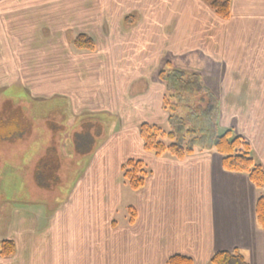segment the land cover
I'll list each match as a JSON object with an SVG mask.
<instances>
[{
	"label": "crops",
	"instance_id": "crops-1",
	"mask_svg": "<svg viewBox=\"0 0 264 264\" xmlns=\"http://www.w3.org/2000/svg\"><path fill=\"white\" fill-rule=\"evenodd\" d=\"M86 1L92 11L77 6V11H74L78 18L77 28L86 27L81 23V17L89 15V21L93 25L91 32L96 34L98 40H105L106 37L108 39L106 34L108 32L110 34L114 28L121 30L128 25L132 28L129 31L132 46L134 43L142 44L145 50L150 46L154 53L152 61L146 60L150 54L140 57L144 59L142 65L146 63L147 66L143 68L146 70L145 74L147 73L145 75L143 70L145 76L137 72L138 70L131 72L129 70L125 71L126 78L123 79L120 70L117 69L118 66L109 62L104 65L100 60L87 59L86 62L96 66L94 69L84 71L91 76L89 80L101 78L102 74L111 75L112 78L109 76L111 82H115L117 86L118 83H129L143 76L146 92L148 82H151L156 92L161 85L162 94L158 105L155 106L157 110L150 109L147 115L143 113L145 119L137 121L133 113L126 108L125 111L122 108H119L120 111L117 109V105L128 100L124 94L132 93L131 97H134L136 96L134 91L130 90L128 84L119 91L111 85L108 97L116 104L118 113H125L124 121H129L133 136L137 135V140H140L139 152L127 159L143 161L148 170L144 185L138 190L130 189L126 193V206L132 207L135 211L134 221L129 223L127 218L119 224L112 219L102 226L94 225L88 230L90 236H93L92 250L63 253L62 248L61 252L55 251L50 264H165L166 260L175 254L190 257L194 264H208L214 252L234 249L239 250L249 264H264V231L257 225L254 215L255 201L264 195V190L255 187L246 174L223 169L221 156L212 150L197 151L182 160H177L170 155L156 156L145 151L139 137L140 124L147 121L162 126L167 123L169 115L161 106L167 87L158 75V66L167 62L164 53L182 58L189 53L197 54L200 50L199 42L217 34L220 36L212 39L220 41V48L224 41L233 45L240 43L237 58H220L223 60L221 62H225L226 69H232L231 73L236 74V80H232L236 84V89L225 86L222 96L238 98L235 132L249 141L255 162L264 170V0H230V17L225 20L228 21L227 25L220 26L214 25L215 21L221 22V19L209 8L205 0H158L156 20L152 19L155 13L141 11L142 3L132 6L131 9H135L136 13L133 15L130 11L129 13L120 11V0ZM59 2L63 3L65 0H0V120L4 123L5 119L13 118L14 123H20L15 126V130L24 129L21 128L23 124L25 130H34L37 118L32 114L33 107L36 110L42 104L51 106L52 101L56 99L65 102L62 103L64 109L65 105L68 107L67 110L72 107L70 113H78L74 108L75 101L71 97L73 94L72 98H78L80 93L65 94L55 86L61 79H65V72L70 75L73 69L65 68V64L60 66L51 62L48 64L50 67L47 73L39 74L32 67L43 65L41 60L39 61L38 53L41 58L44 54L49 56L47 51L60 43L59 41L55 43V39H59L55 34L60 32L59 26L58 30L55 28L53 19L64 18L65 11L67 17L73 15L69 12V4L65 8L62 4H56ZM138 13L144 17L141 23ZM124 16H132V21L125 22ZM151 22L154 23L150 25ZM61 26L65 27L62 21ZM17 34L22 35L19 37ZM249 34L257 35V40L245 43L241 35L246 37ZM17 40L24 41V44L20 43L14 50V43ZM23 50L33 51L36 59V62L27 69L21 68L25 64L20 59L25 53L20 54ZM209 61L214 63L213 60ZM48 76L49 79L45 80L44 77ZM54 76L57 78L54 79ZM223 78L232 79L230 75H224ZM22 107H26L27 110H23ZM80 111L83 112L82 109ZM117 112L114 110V113ZM144 112L146 114V111ZM150 115V118H146ZM122 118V115L118 116V120ZM45 124L47 129H54L52 124ZM92 129L93 127L89 132L87 129L75 135L76 147L91 144L89 140H94L95 135ZM117 136L126 137L122 133ZM26 137L28 136L18 134L17 137L0 139V145L9 144L16 148L19 141H22V144L28 143L29 137ZM48 139L53 143L55 138ZM45 153L55 151L46 149ZM4 155L0 154V194H16L21 189V169L17 166L19 163L14 156L9 154L11 156L6 161ZM3 161H6V165L2 164ZM11 163L13 165H10ZM122 164L121 161L120 168ZM55 167L59 168L60 163L55 161V165H50L46 169L52 170ZM5 168H8L7 173H3ZM38 177L41 175L37 165L33 179L39 182ZM88 178L91 176L89 172H85L76 201L80 202V198L83 200L85 195L82 193L83 190L86 188L89 190L91 187L92 182L87 181ZM9 202L12 203L11 209H18L14 198ZM11 220L13 224L16 221L17 225L26 223L34 229L35 226L45 229L44 231L35 229L38 235L55 226L54 233L62 234L61 239L63 235L65 236L64 219L48 220L46 224L39 223L37 218ZM22 235L25 237L31 235L32 238V231L18 228L16 238L8 237L16 243V251L10 258L0 257V264H40L37 259L31 261L23 257ZM34 241L36 243V240ZM34 245L32 243L30 248Z\"/></svg>",
	"mask_w": 264,
	"mask_h": 264
},
{
	"label": "rangeland",
	"instance_id": "rangeland-1",
	"mask_svg": "<svg viewBox=\"0 0 264 264\" xmlns=\"http://www.w3.org/2000/svg\"><path fill=\"white\" fill-rule=\"evenodd\" d=\"M56 4H62L65 8L69 4V12L73 15L67 17V12L65 11L64 18L53 19L55 28L57 29V26H59L58 32H60L55 34L59 37L58 40L55 39V43L57 41L60 43L47 51L49 56L44 54V57L47 56V58H41L38 53L39 61L41 60L43 65L40 67L32 65V67L39 74H46L47 70H49L48 67H50L48 64H51V62H55L60 66L65 64V68L73 69L70 75L65 72V79H61L55 86L65 92V94L71 92L80 93L78 98H72L73 94L71 93V99L75 101L74 108L78 113H70L72 107L67 110L68 107L66 105L64 109L62 103L65 102L61 100H53L51 106L42 104L41 107L38 106V109L43 108L46 113L43 114L42 120L35 119L33 134L28 136L27 144H22L23 142L19 141L16 148L9 144L0 145V154H5L3 157L6 161L11 155L14 156L19 163L16 165L21 169V189L16 194H0V241L12 240L8 238L11 236L16 238L18 228L29 229V231H32V238H30L31 235L28 237L22 235L21 251L23 252V257L25 256L31 261L37 259L40 264H50L55 251L61 252L63 250L62 252L65 253L66 251L81 252L83 250H92L94 242L93 236L88 233L90 228H93L94 225L102 226L105 222L112 219L122 224L125 219L129 218L127 209L129 207L126 206V193L130 191V188L127 187L123 180L119 164L127 158L136 156L139 152L140 140H137V135L136 137L133 136V129L130 128L129 121H124L125 113H118L116 104L113 103L111 97H108V93L112 89L111 85L115 86L116 91H119L128 84L130 90L134 91L136 95L134 97H131L132 93L124 94L128 100L123 101V104L117 105V109L120 111L119 108H122L125 111L126 108L131 111L130 113H133L132 115L137 121L142 118L145 119L143 113L147 115L150 109L152 111L157 110L155 106L158 105L162 94L161 85H159V91L156 92V88L152 85L153 83L148 82V80V90L146 92L143 76L147 73L145 74L146 70L143 68L147 66L146 63L142 65L144 59L140 57L150 54V57H146V60L152 61L154 53L150 46L146 50L142 44L134 43L132 46L133 41H131L129 34L132 28L128 27V25L121 30L114 28L110 34L109 32L106 34L108 39L106 37L105 40H98L96 34L91 32L93 25L89 21V15L81 17V23L86 27L77 28L78 18L74 14V11H77V6L80 5L86 8L87 11H92L86 0H65L63 3L59 2ZM134 4H141L142 9L144 7L143 10L141 9L142 12L155 13L152 19L156 20V13L159 8L158 0H120V11L125 13L130 11L135 15V9H131ZM138 16L139 23L143 22V15L138 13ZM125 17L129 16H124L123 19ZM61 21L65 27L61 26ZM220 21H215L214 25H227L228 21L223 19ZM153 23L151 22L150 25ZM82 31L87 32V35L94 38L96 42L94 52L76 51L73 48V40ZM21 35L17 34L19 37ZM153 36L151 35V37ZM219 36L217 34L210 35V38L200 41L201 48L200 46L198 47L200 50H198L197 54L189 53L182 58L178 55L171 57L169 53H164V55L166 54L164 59L167 62L169 61L171 66L162 64L158 66V75L163 70L166 73H170L171 70L175 69L185 73L184 80L186 82L193 81L195 84V86L189 88L186 86L184 89L189 90H182L183 92L177 93V95L175 94L177 91H171L172 93L165 91L164 96H167L168 102L174 106V110L179 113L180 117L186 119L184 128H195L193 137L200 138L198 142L193 144L196 151L207 148L210 144L209 139L212 136L226 129H234V131L236 129L237 115L235 110L238 98L222 96L223 87L227 86L230 89H236V84L232 81L233 79L236 80V74L231 73L232 69L227 70L225 62H221L223 60L220 58H237L240 43L237 42L233 45L224 41L220 48V41L212 39ZM256 36L255 34H249L246 37L241 35L245 43L254 42L257 40ZM20 43L24 44V41H15L14 50ZM24 52L25 50L20 52V54ZM20 59L25 63L21 67L23 69H27L36 62L33 51H26ZM87 59L100 60L104 65L109 62L116 67L118 66L117 69L120 70L121 79L126 78L125 71L128 72L129 70L130 72L138 70L137 72L143 76H139L138 80L130 81L129 83H118L117 86L115 82H111V75L109 77L106 74H102L101 78L89 80L91 76L87 75L88 73L85 74L84 71L94 69L96 66L93 63L86 62ZM209 60H213L214 63L212 64ZM186 62H189V64ZM204 62H208V64H204ZM102 68L104 69V67ZM224 75H230L232 79L223 78ZM44 78L47 80L49 76ZM56 78L54 76V79ZM209 101L213 106L206 108ZM14 105L16 104L14 103ZM161 106L163 111L169 115V109L165 108L163 100L161 101ZM22 109L27 110L26 107H22ZM81 109L83 112L80 111ZM114 110L117 113H114ZM144 111H146V114ZM121 115L123 118L118 120V116L121 117ZM150 117L151 115L149 117L146 116V118ZM168 118L169 116H167L166 124L160 125L165 130H169ZM50 121L57 124L58 129L56 130L60 129L55 135L53 143L48 139L51 135L45 126V123L51 124ZM172 121L174 122L176 119L174 118ZM146 123L149 122L146 121ZM91 127H93L92 133L95 135L94 140H89V143H91L90 147L85 144L81 145V147H76L74 143L75 134L83 133L87 129L89 132ZM119 133L126 137L117 136ZM107 137H110V139L107 140ZM177 138L186 144L190 142L191 136L183 133L178 135ZM46 149H53L55 153L46 154ZM6 161H3L2 164L6 165ZM55 161L60 163L59 168L46 169L50 165H55ZM10 165H13V163ZM37 165L41 175V177H38L39 182L33 179L34 169ZM42 168L45 169L42 170ZM7 169L5 168L3 173H7ZM85 172H89L91 178H88L87 181L91 180L92 183L89 190L86 188L82 192L85 195L90 193L86 196L83 195L84 199L80 198L79 202L76 200L83 185L82 179ZM13 198L16 201L17 210L11 209L12 203L9 200H13ZM12 218L16 220L37 218L41 224H46L48 220L64 219L65 236L63 235V239H61L62 234H55V226H51L46 233L38 235L37 228L40 231L45 229L35 226V230L33 226H29L26 223L17 225L16 221L13 224ZM34 240H36V243ZM32 243L35 245L30 248ZM14 244L16 245V243Z\"/></svg>",
	"mask_w": 264,
	"mask_h": 264
},
{
	"label": "trees",
	"instance_id": "trees-1",
	"mask_svg": "<svg viewBox=\"0 0 264 264\" xmlns=\"http://www.w3.org/2000/svg\"><path fill=\"white\" fill-rule=\"evenodd\" d=\"M209 8L215 13V15L223 20L230 17V0H205ZM125 22L132 21V17H125ZM72 46L76 51L94 52L96 49V43L94 38L87 35V33H79L72 42ZM171 66L170 62H166L165 66ZM159 78L166 84L167 91H177L181 93L188 91L184 89L186 86H195L193 81L186 82L184 80L185 73L181 71L171 70L170 73H166L164 70L159 72ZM172 93V92H171ZM173 97V96H172ZM167 96H164L163 102L165 108L169 109V130H165L163 127L157 124L142 123L139 125V137L142 141L143 149L147 152H151L156 156L170 155L177 160H182L188 155H191L197 151L212 150L221 156V164L223 169L229 172L244 173L248 176L251 183L260 189L264 190V170L262 166L255 162L252 156V148L249 141L240 134H236L234 130L226 129L223 132L212 136L209 141L210 144L207 148L195 150L193 144L200 140L199 137H193L195 135V128H184L185 118L180 117L179 113L174 110V106L168 102ZM209 106H213L208 102ZM214 108V107H212ZM179 115V116H178ZM8 117V116H7ZM176 121H172V119ZM0 120V139L29 136L33 134L32 131L25 130L24 124L21 130H15V126L20 123H14L12 119ZM60 130V129H59ZM59 130L48 129L50 137L55 138V135ZM187 133L190 138V142L184 144L179 140L178 135ZM16 134V135H15ZM201 137V136H200ZM121 173L124 182L131 190H138L141 188L148 175V170L143 161L137 159H127L121 165ZM129 223H132L135 218V211L132 207L128 208ZM255 220L259 228L264 231V195L258 197L254 206ZM15 253V244L12 240L0 241V257L10 258ZM165 264H194L193 260L185 255L175 254L170 256ZM208 264H249L242 253L234 249L232 251H217L214 252Z\"/></svg>",
	"mask_w": 264,
	"mask_h": 264
},
{
	"label": "flooded vegetation",
	"instance_id": "flooded-vegetation-1",
	"mask_svg": "<svg viewBox=\"0 0 264 264\" xmlns=\"http://www.w3.org/2000/svg\"><path fill=\"white\" fill-rule=\"evenodd\" d=\"M96 43V42H95ZM40 106V105H39ZM32 114H33V116L35 117V118H38V119H42V117H43V114H44V111H43V108L42 109H38V107H37V109L36 110H34V107H33V110H32ZM50 123H51V121H50ZM53 126H56V129H58L57 127V124H55V123H51ZM48 125H49V123H48ZM232 130H234V129H232ZM235 132V131H234ZM236 133V132H235ZM77 134V133H76ZM75 134V135H76ZM237 134V133H236Z\"/></svg>",
	"mask_w": 264,
	"mask_h": 264
}]
</instances>
